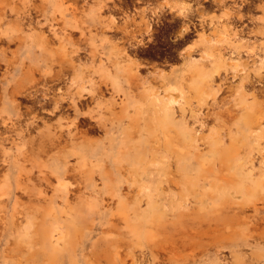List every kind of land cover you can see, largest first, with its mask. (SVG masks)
Masks as SVG:
<instances>
[{
  "label": "rangeland",
  "instance_id": "1",
  "mask_svg": "<svg viewBox=\"0 0 264 264\" xmlns=\"http://www.w3.org/2000/svg\"><path fill=\"white\" fill-rule=\"evenodd\" d=\"M7 1L0 31L24 39L0 40V264H264V90L252 83L264 68L236 65L264 55V0H108L96 22L89 9L103 0H51L45 16L46 0H30L33 24L16 23L21 2ZM158 9L161 22L144 34V13ZM127 35L145 46L121 53ZM31 50L41 67L26 60ZM74 63L85 86L72 81ZM55 71L56 93L76 98L79 116L68 99L59 118L19 93L25 116L6 113L14 91L43 89Z\"/></svg>",
  "mask_w": 264,
  "mask_h": 264
},
{
  "label": "bare ground",
  "instance_id": "2",
  "mask_svg": "<svg viewBox=\"0 0 264 264\" xmlns=\"http://www.w3.org/2000/svg\"><path fill=\"white\" fill-rule=\"evenodd\" d=\"M12 2L13 1H15V0H11ZM11 1H7L8 2V4H10V2ZM21 3H19V5L20 6H15V11H17V13H16V20H17V22L16 23H19V22H21V23H24V21L25 20H31V23H32V18H33V16H32V11H31V9H30V7L29 6H27V5H29V3H30V0H19ZM50 1L51 0H46L45 2H43V5H42V7H43V9L44 10H40V11H38L39 13H41V16H45V13L47 12V10H48V7H49V5H50ZM70 2H73L72 0H69ZM74 1H76L77 2V0H74ZM82 1V0H81ZM38 2V1H37ZM55 2H58L59 3V1L58 0H55ZM65 2H68V0L67 1H65ZM78 2H79V0H78ZM81 3V2H80ZM88 3V2H87ZM168 3V2H167ZM186 4V3H185ZM16 5H17V3H16ZM34 5H37V4H34ZM38 5L39 6H41V4H40V1L38 2ZM71 5H73V3H71ZM75 5H78V7H79V4H76L75 3ZM169 5V4H168ZM58 6V5H57ZM188 6V5H187ZM41 7V8H42ZM59 7V6H58ZM81 7V6H80ZM40 8V7H39ZM81 8H83V7H81ZM147 8V7H146ZM191 8H193V7H191ZM190 8V6H188V9H191ZM37 10L38 8L36 7V8H34L33 10ZM55 9L57 10V8L55 7ZM145 9V8H144ZM143 9V10H144ZM153 9V8H152ZM151 9V10H152ZM95 10H96V8L94 7V6H91L90 7V9H89V15H90V22H96L98 19H97V16H96V12H95ZM149 10V9H148ZM194 10V9H193ZM80 11V10H79ZM144 11H146V10H144ZM144 11H143V13H144ZM188 11V10H187ZM6 9H5V7L4 8H0V17L2 16V17H4V18H6ZM147 12V11H146ZM149 12V11H148ZM203 12V11H202ZM196 13V12H195ZM197 13H198V11H197ZM200 13V12H199ZM79 14V13H78ZM150 14V13H149ZM149 14H148V16H149ZM152 16L151 17H148L145 13H144V15H143V23H142V25H140L141 27H142V30L141 31H143V33L144 34H148V35H151V33H152V27H153V24L154 23H158V22H161L160 20H161V17H162V15L164 14V9H158V10H153L152 11ZM173 14V13H172ZM188 12H186V11H183V10H179L178 12H176V13H174L173 14V17L174 18H178L179 19V22H181V27L183 28V29H187V31L189 32L190 31V29H191V24L190 23H187L186 22V19L188 18ZM194 14V13H193ZM201 14H204V13H201ZM64 15V14H63ZM77 16V15H76ZM138 16V15H137ZM193 16V15H192ZM202 16V15H201ZM14 17V16H13ZM12 17V18H13ZM141 17V16H140ZM139 18V17H138ZM43 21V20H42ZM133 21V20H132ZM140 21V20H139ZM34 22V21H33ZM8 23V21L6 22H4V23H1L0 24V27L2 28V26H4V24L6 25ZM81 23V22H80ZM134 23V22H133ZM20 24V23H19ZM33 24V23H32ZM59 25H61V23H59ZM139 25V24H138ZM23 26V25H22ZM132 26H133V24H132ZM17 27H21V26H19L18 24H17ZM35 27V26H34ZM129 27H130V25H129ZM116 28V26H111L110 27V29L112 30H114ZM134 28H137V26L136 27H134ZM45 29V28H44ZM43 29V30H44ZM51 29V28H50ZM118 29H119V27H118ZM46 30V29H45ZM46 32V31H45ZM132 32V31H131ZM17 30H14V31H11V30H1L0 31V40L1 41H3L2 39H6L9 43L11 42V41H14V40H18L19 42H20V39H24V37H22V35H21V33H19L18 35H17ZM134 35V34H133ZM129 35H127V38L125 39L124 38V44H123V46L126 44L127 46L122 50V52L121 53H123V54H128V52L129 51H134V50H136V49H139L140 47H144L145 46V42H144V39H138L137 38V36L135 35V37L134 36H129ZM49 37V36H48ZM126 37V36H125ZM144 37V36H143ZM49 38H51V35H50V37ZM68 38H70V36H68ZM76 39V38H75ZM76 40H78V39H76ZM123 40V39H122ZM29 41V40H28ZM55 41H57V40H55ZM69 41V40H68ZM180 41V40H179ZM191 41V40H190ZM205 41V40H204ZM54 42V41H53ZM52 42V44L54 45L55 43H53ZM1 43V42H0ZM3 43V42H2ZM5 43V42H4ZM29 43H30V41H29ZM67 43H70V42H67L66 40L64 41V42H62V47L64 48V49H66V48H68V45H67ZM76 43H77V41H76ZM79 43V42H78ZM245 43V42H244ZM16 44H18L17 42H16ZM222 44V43H221ZM9 45V44H8ZM29 45V44H28ZM121 46V45H120ZM3 47H4V45H3ZM249 47V46H248ZM5 48V47H4ZM7 48H9V46L7 47ZM188 48V47H187ZM90 50H94V49H90ZM89 50V51H90ZM56 51V50H55ZM132 51H131V53H132ZM139 51V50H138ZM142 51H144V50H142ZM230 51V50H229ZM253 51V50H252ZM261 51H263V49H261ZM75 52H78V50H72L71 51V53L72 54H74ZM191 52V51H190ZM190 52L188 53V54H186L187 56L186 57H188V60H189V62L190 63H194L195 61H193L192 60V57H191V55H190ZM201 52V51H200ZM227 52V51H226ZM231 52V51H230ZM237 52V51H236ZM235 52V53H236ZM15 53V52H14ZM93 53V52H92ZM96 53V52H95ZM138 53V52H137ZM140 53H142V52H140ZM194 52H192L191 54H193ZM234 53V52H233ZM242 53V52H241ZM8 54V53H7ZM118 54V53H117ZM129 54H130V52H129ZM239 54V52L237 53V55ZM10 55V54H9ZM143 55V54H142ZM201 55H202V53H201ZM225 55V54H224ZM85 56V55H84ZM92 56H94V55H92ZM133 56V55H132ZM192 56H194V55H192ZM88 57V56H87ZM134 57V56H133ZM207 58V57H206ZM243 58H245V57H243L242 56V54H241V57L240 56H238V59H240L239 61H241V62H239L238 60H237V62H236V65H237V67L238 66H242V65H248L249 66V63H251V62H258V63H260V67H262V68H264V55L263 54H261V52L259 53V54H252V53H247L246 54V58L244 59V60H242ZM61 60H62V58H60ZM88 59V58H87ZM133 59H135V57L133 58ZM195 59V58H194ZM197 60H198V58H196ZM26 60H28V61H30V63H32V64H34L37 68H39V67H41L42 66V63H43V60H42V58H41V54L39 53V52H37L36 50L34 51V50H31L30 52H29V55L28 56H26ZM60 60V61H61ZM106 60V59H105ZM141 60H142V58H141ZM236 60V59H235ZM63 62H64V60H62ZM70 61V60H69ZM99 61V60H98ZM136 61V60H135ZM138 61H140V60H138ZM138 61H136V67H135V69H137V72L139 71V70H141L142 69V66H143V64L141 63V62H138ZM63 62H61V63H63ZM65 62H67V60H65ZM65 62H64V64H65ZM89 62V61H88ZM1 64V63H0ZM70 66V65H69ZM79 64H76V63H74L73 64V66H70L69 68L70 69H72L73 70V74H72V81L74 82V83H78V84H83V86H85L84 85V83L83 82H85V80H86V78H84V77H82V69L81 68H79ZM145 66V65H144ZM143 66V67H144ZM257 66V65H256ZM62 67H64V65L62 66ZM67 67H68V65H67ZM217 67V66H216ZM250 67V66H249ZM55 68H58V67H55ZM54 68V70H56ZM69 68H63V73H65V72H68V71H65V69H69ZM112 68V67H111ZM218 68V67H217ZM25 69V68H24ZM70 69H69V71H70ZM236 69H238V68H236ZM240 69V68H239ZM32 71H34L35 72V70H33V68L31 69ZM30 70V71H31ZM38 71V70H37ZM32 72L33 74H37V73H39V72ZM85 71V70H84ZM142 71V70H141ZM245 71V70H244ZM244 71H243V73H244ZM59 72V71H58ZM58 72H56L55 71V74L54 75H51L50 77H49V79H48V81L46 82V84H45V87L43 88V89H40V90H37V91H31L30 89H24V88H21V89H19L17 92H15L14 91V93H13V96L10 98V103L6 106V113L7 114H9V115H11L12 117H17V119H22V117H23V115H24V113L22 112V110H21V104L22 103H20L19 101H18V99L20 98V97H17V93H19L20 94V96H21V99H23V100H25V101H32V100H34V103H35V100H36V102H38L39 104H41L40 106H42V108L43 109H46V106H47V104H52V108H51V106H50V108H51V110L49 109V110H47L48 111V113H50V114H52V115H57L59 118H62L63 116H64V113H63V109H64V105L65 106H67V104H64V101L66 100V99H68V101L67 102H69V105L68 106H71L70 108H69V110L72 108L74 111H75V113L79 116L80 115V109H79V106H78V103H77V101L75 100L76 98H74V97H65L64 96V93H63V96L62 95H58L57 93H56V86H54L55 85V83L54 82H57V81H61L62 79H64V77L61 75V74H59ZM60 72H61V70H60ZM57 73V74H56ZM68 73H71V72H68ZM246 73V72H245ZM252 73V72H251ZM259 73H260V71H259ZM264 73V72H263ZM65 74H67V73H65ZM65 74H63V75H65ZM216 74V73H215ZM221 74H222V72H221ZM240 74V73H239ZM242 74V73H241ZM240 74V75H241ZM69 75H71V74H69ZM232 75V74H231ZM243 75V74H242ZM33 77H34V75H32ZM31 76V77H32ZM65 76H67V75H65ZM80 76H81V78H80ZM223 76V75H222ZM232 76H234V74L232 75ZM32 77V78H33ZM88 77V76H87ZM140 77V76H139ZM138 77V78H139ZM205 77V76H204ZM216 77H218V75L216 76ZM235 77V76H234ZM239 77V76H238ZM32 78H31V80H32ZM35 78L36 79H34L33 78V81H35V80H38V78H37V75L35 76ZM42 77L40 76V78H39V80H38V82L40 81V79H41ZM193 78V77H192ZM207 78V77H206ZM224 78V77H223ZM222 78V79H223ZM253 78V77H252ZM146 79V78H145ZM233 79V78H232ZM235 79V78H234ZM42 80V79H41ZM137 80V79H136ZM225 80V79H224ZM236 80H238V79H236ZM240 80V79H239ZM70 81V80H69ZM101 81V80H100ZM211 81V80H210ZM37 82V81H36ZM35 82V83H36ZM36 83V86H37V84H39V83ZM51 82H53V84L51 83ZM105 82L107 83V86L108 85H112V87L113 88H116V89H121V87L123 86V82H122V79L119 77V76H117V74L116 73H113V72H107L106 73V76H105ZM131 82V81H130ZM133 82V81H132ZM131 82V83H132ZM134 82H135V79H134ZM134 82H133V84H134ZM137 82H138V80H137ZM212 82V81H211ZM213 82H214V80H213ZM233 82V81H232ZM249 82V81H248ZM247 82V83H248ZM58 83V82H57ZM61 83V82H60ZM71 83V82H70ZM155 83V82H154ZM252 83L255 85V87H257L258 85V87H262V89L261 90H264V75L263 74H259V75H257V76H255L253 79H252ZM59 84V83H58ZM58 84H56V85H58ZM101 84V83H100ZM139 84V83H138ZM249 84V83H248ZM136 85H137V83H136ZM33 86V85H32ZM59 86H60V84H59ZM59 86H58V88H59ZM80 86V85H79ZM134 86V85H133ZM140 86H141V83H140ZM34 87H35V85H34ZM81 87V86H80ZM136 88H137V86H135ZM27 88V87H26ZM133 88V87H132ZM32 89V88H31ZM65 89H67V88H65ZM258 89V88H257ZM102 90V89H101ZM105 90H107V89H105ZM133 90H135V89H133ZM137 90V89H136ZM135 90V91H136ZM86 91V90H85ZM89 91V90H88ZM253 91V90H252ZM259 91V90H258ZM137 92H138V90H137ZM136 92V93H137ZM249 92H251V91H249ZM102 93V92H101ZM100 93V94H101ZM103 93H104V86H103ZM211 93H212V90H211ZM210 93V94H211ZM209 94V93H208ZM263 94H264V91H263ZM105 95H107V94H105ZM139 95H141V94H139ZM138 95V96H139ZM260 96H261V94H260ZM259 95H258V97H260ZM84 97V95H83V93L81 92L79 95H78V98L79 99H82ZM91 97H92V99H94L95 98V94H91ZM140 97V96H139ZM18 98V99H17ZM261 98H263V97H261ZM264 99V98H263ZM84 100V99H83ZM213 100V99H212ZM82 101V100H81ZM88 101H90L91 102V100H87L86 102H88ZM80 103V102H79ZM82 103V102H81ZM170 103V102H169ZM83 104V103H82ZM84 104H86V103H84ZM90 104V103H89ZM92 105V104H91ZM197 105V104H196ZM87 106V105H86ZM86 106L84 107V108H86ZM38 108V107H37ZM40 108V107H39ZM81 108H83L82 107V105H81ZM200 108V107H199ZM202 108V107H201ZM41 109V108H40ZM63 110V111H62ZM83 110V109H82ZM188 110V109H187ZM242 110V109H241ZM27 111V110H26ZM30 111V110H29ZM41 111V110H40ZM259 111L261 112V117H260V121L259 122H261V124L263 123L262 121H264V106H262V108L261 109H259ZM33 112V111H32ZM31 112V113H32ZM72 111H70V113H71ZM40 113V112H39ZM38 113V115L37 116H39L40 114ZM74 113V112H73ZM72 113V114H73ZM29 114V113H28ZM30 115V114H29ZM65 115H67V114H65ZM69 115V117H70V114H68ZM25 116V115H24ZM36 116V117H37ZM72 117V116H71ZM91 117V116H90ZM92 118V117H91ZM35 119V118H34ZM33 119V120H34ZM83 119V118H82ZM24 120V119H23ZM71 120V119H70ZM87 120H88V118H87ZM90 120V119H89ZM88 120V124L90 125L91 124V122ZM257 120V119H256ZM21 121V120H20ZM82 122H84L83 120H81ZM81 121H80V123H81ZM23 122V121H22ZM94 122V121H93ZM79 123V124H80ZM84 123H81V125H83ZM23 125V124H22ZM85 125V124H84ZM87 125V124H86ZM98 125H99V123H98ZM0 126H1V124H0ZM24 126V125H23ZM76 126V125H75ZM2 127V126H1ZM5 127H7L6 125H5ZM36 127V126H35ZM81 127V126H80ZM84 127V126H83ZM89 127V126H88ZM95 128V126L94 125H92L91 126V128ZM191 127V126H190ZM8 128V127H7ZM24 128H26V127H24ZM196 128V127H195ZM4 130H5V128H3ZM86 129V128H85ZM85 129H83V131L85 130ZM89 130V129H88ZM31 131V130H30ZM258 132H259V130H258ZM33 133V132H32ZM178 133V132H177ZM3 134V133H2ZM6 134V133H5ZM172 134V133H171ZM24 135V134H23ZM65 135V134H64ZM175 135V134H174ZM180 135V134H179ZM178 135V136H179ZM195 135V134H194ZM256 135V134H255ZM177 136V135H176ZM175 136V137H176ZM196 136V135H195ZM259 136V135H258ZM2 137V136H1ZM28 137V136H27ZM31 136H29L28 138H30ZM65 137V136H64ZM172 138H175V137H173V134H172V136H171ZM171 138V139H172ZM202 139H203V137H201ZM68 139V138H67ZM175 139H177V138H175ZM205 139V138H204ZM19 140V139H18ZM30 140V139H29ZM225 140H227V138H225ZM62 141H63V139H62ZM180 141V140H179ZM228 142V141H227ZM63 143V142H62ZM70 143V142H69ZM174 143H176V142H174ZM228 143H230V144H232L231 142H228ZM61 144V143H60ZM16 145V144H15ZM176 145V144H175ZM178 145V144H177ZM184 145V144H183ZM202 145V144H201ZM204 145V144H203ZM65 146H67V145H65ZM70 146V145H69ZM176 147H178V146H176ZM185 147V146H184ZM183 148V147H182ZM204 148V147H203ZM177 150H179V148L177 149ZM201 150H203V149H201ZM252 150V149H251ZM262 150V149H261ZM162 151V150H161ZM224 151V150H223ZM0 152H1V150H0ZM185 152V151H184ZM193 152V151H192ZM225 152V151H224ZM264 152V151H263ZM258 155V154H257ZM178 157V156H177ZM254 157H255V155H254ZM259 157V156H258ZM257 158V157H256ZM262 158H263V156H262ZM256 161V160H255ZM260 161V160H259ZM259 163V162H258ZM175 164V163H174ZM264 164V163H263ZM256 165H259V164H257L256 163ZM260 166V165H259ZM174 167V166H173ZM204 167V166H203ZM209 170V169H208ZM158 172V171H157ZM259 174V173H258ZM263 177H264V175H263ZM226 189V188H225ZM234 195H235V192H234ZM239 196V195H238ZM203 198V197H202ZM204 199H205V197H204ZM204 202V201H203ZM209 204V203H208ZM182 205V204H181ZM187 205V204H186ZM184 206V205H183ZM211 206V205H210ZM211 208H212V206H211ZM253 208V207H252ZM261 208V207H260ZM255 210V209H254ZM254 212V211H253ZM261 212H263V211H261ZM260 214H262V213H260ZM221 252V251H220ZM219 253V252H218ZM201 254V253H200Z\"/></svg>",
  "mask_w": 264,
  "mask_h": 264
},
{
  "label": "clouds",
  "instance_id": "3",
  "mask_svg": "<svg viewBox=\"0 0 264 264\" xmlns=\"http://www.w3.org/2000/svg\"><path fill=\"white\" fill-rule=\"evenodd\" d=\"M107 2H108V0H103V3H102V4H101V5L95 10V12H96V16H97V17L99 16V13L103 11V6H104V4H106ZM113 2H115V0H113ZM135 2H136L137 4H140V3H142V0H135ZM12 10L15 11V6H14V5L12 6ZM102 19H107V20H109L111 23H117V21H118V19H117L116 16H109V17L102 18ZM132 19H133V13L131 12V13H129V15H128V17H127V19H126L125 22H126V23H127V22H131ZM258 19H261L262 21H264V17H260V18H258ZM184 31L187 32V29H184ZM262 34H264V33H262Z\"/></svg>",
  "mask_w": 264,
  "mask_h": 264
},
{
  "label": "flooded vegetation",
  "instance_id": "4",
  "mask_svg": "<svg viewBox=\"0 0 264 264\" xmlns=\"http://www.w3.org/2000/svg\"><path fill=\"white\" fill-rule=\"evenodd\" d=\"M204 1H206V2L209 1V2L211 3L213 0H204ZM135 9H136V8H135ZM137 10H138V9H136V11H137ZM241 15H243V14H241ZM241 15H240V16H241ZM239 19H240V17H239ZM244 19H245V14H244V18H243V19H240V21L243 22ZM192 24H193V22H192ZM240 25H241V24H240ZM246 25H247L246 23H243L242 27H245ZM193 26L195 27V24H193ZM190 31H191V30H190Z\"/></svg>",
  "mask_w": 264,
  "mask_h": 264
}]
</instances>
